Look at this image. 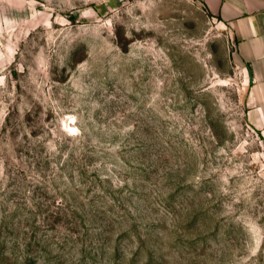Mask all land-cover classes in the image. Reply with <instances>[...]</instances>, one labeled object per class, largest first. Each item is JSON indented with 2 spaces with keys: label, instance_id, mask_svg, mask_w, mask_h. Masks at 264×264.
<instances>
[{
  "label": "rangeland",
  "instance_id": "rangeland-1",
  "mask_svg": "<svg viewBox=\"0 0 264 264\" xmlns=\"http://www.w3.org/2000/svg\"><path fill=\"white\" fill-rule=\"evenodd\" d=\"M198 0H0V264H264V136Z\"/></svg>",
  "mask_w": 264,
  "mask_h": 264
},
{
  "label": "crops",
  "instance_id": "crops-1",
  "mask_svg": "<svg viewBox=\"0 0 264 264\" xmlns=\"http://www.w3.org/2000/svg\"><path fill=\"white\" fill-rule=\"evenodd\" d=\"M228 30L247 86L245 118L264 136V0H198Z\"/></svg>",
  "mask_w": 264,
  "mask_h": 264
},
{
  "label": "trees",
  "instance_id": "trees-1",
  "mask_svg": "<svg viewBox=\"0 0 264 264\" xmlns=\"http://www.w3.org/2000/svg\"><path fill=\"white\" fill-rule=\"evenodd\" d=\"M219 20V19H218Z\"/></svg>",
  "mask_w": 264,
  "mask_h": 264
}]
</instances>
